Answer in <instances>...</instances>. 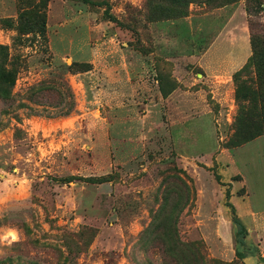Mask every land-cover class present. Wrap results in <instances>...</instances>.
<instances>
[{"label": "rangeland", "instance_id": "rangeland-1", "mask_svg": "<svg viewBox=\"0 0 264 264\" xmlns=\"http://www.w3.org/2000/svg\"><path fill=\"white\" fill-rule=\"evenodd\" d=\"M0 47V264H264V0H0Z\"/></svg>", "mask_w": 264, "mask_h": 264}, {"label": "trees", "instance_id": "trees-1", "mask_svg": "<svg viewBox=\"0 0 264 264\" xmlns=\"http://www.w3.org/2000/svg\"><path fill=\"white\" fill-rule=\"evenodd\" d=\"M0 49L4 48L0 47ZM259 54L260 53L256 50H253L251 57L249 58L245 66L234 75V82L236 86L235 98L238 103V113L234 122V133L232 134L226 148L238 147L251 142L261 135L264 136V96L259 93L258 87L251 88V83H256L258 81H253L251 77L246 79V83L248 84V82H250V84L249 87H245L246 89L242 93L240 90L243 89L242 85H244L245 82H241L239 80V77L242 74L244 76L247 75L250 71L249 69H251L252 67L257 70V74L259 69L258 67H264V59H261V56ZM10 58H12V61L18 59L14 54L11 55ZM3 76H6L12 85V71L8 70L7 72H4L2 77ZM257 84L258 86H260L259 83ZM240 101L242 103H239ZM229 196V191L226 190L225 205L230 209L231 221L234 224L239 225L236 210L233 204L229 201Z\"/></svg>", "mask_w": 264, "mask_h": 264}, {"label": "crops", "instance_id": "crops-1", "mask_svg": "<svg viewBox=\"0 0 264 264\" xmlns=\"http://www.w3.org/2000/svg\"><path fill=\"white\" fill-rule=\"evenodd\" d=\"M234 59H235V57L232 56V55L230 54V56H229V58H228L229 62L224 63V68H223V70H222L221 73H223V74H225V75L229 73V68L233 66L232 64H233V60H234ZM250 210H251V212L254 211V210L251 209V208H250Z\"/></svg>", "mask_w": 264, "mask_h": 264}]
</instances>
